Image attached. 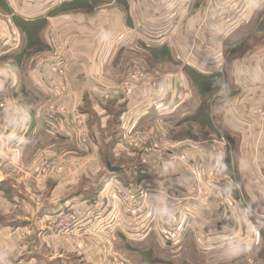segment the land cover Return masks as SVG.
I'll list each match as a JSON object with an SVG mask.
<instances>
[{"label":"rangeland","instance_id":"obj_1","mask_svg":"<svg viewBox=\"0 0 264 264\" xmlns=\"http://www.w3.org/2000/svg\"><path fill=\"white\" fill-rule=\"evenodd\" d=\"M9 1L0 0V27L2 26L0 34L10 37L18 51L14 58L9 56L5 63H0V73L3 74L0 76V145L3 150L0 159V184L7 187H3L4 191L8 192L7 194L11 195V198L19 204L10 205V209H6L9 210L8 212H12L9 221L11 223L8 229L10 230L9 236L15 237L8 239L7 242H4L5 244L0 243V264H111L114 259L122 264H255V260L261 264L264 261V239L261 237L257 246L253 233L256 231L254 218L264 216V209L259 207L261 203L264 204L263 169L261 168L263 175L259 174L261 182L257 183L256 187L258 194L246 191V195L239 182L236 183L229 179L226 180L227 186L232 185V189L230 187H226L224 190L215 188L219 181V176L215 175L218 173L217 169L210 170L214 177H206V181L208 180L210 185L207 188L205 178H202L203 168L194 165L199 161V157L197 156V161L190 159L184 145L187 140L193 142L210 140L209 143L213 147L207 148L206 161L213 155L210 162L212 166L218 164L222 147L237 148L235 149L237 162L241 161L243 169L241 181L247 180L249 188L251 189V186L253 189L255 188V177L251 176L249 167L253 160L252 140L264 138V118H261L264 113V15L261 14L262 16L257 21L259 24L251 32L249 30L243 32V36L248 34L250 36L239 47L233 48L232 42L229 41L226 75L221 76V80L208 79L207 87L205 84L200 85L197 82V77L191 70L176 65L170 59L169 52L164 49L156 51L155 48H152L157 45L155 43L157 29L153 28V30L148 29L147 34L143 32L148 39L145 46H137L139 50H143L142 52L135 51V48L133 51L128 50V53L120 59L118 72L104 70L103 79L106 82L102 80L99 70L96 68L100 61L106 60L107 54L111 57L116 54L121 41L127 36L124 38L118 36L117 41L111 40V37L124 30L122 35L132 33V29L129 27L130 23L126 21L128 7L124 0H113L112 2L102 0V3L94 0L93 3L89 2L88 4L73 2L74 0H46L44 7L47 9L69 3L62 6L61 13L51 17L50 25L52 27L49 26L46 32L44 29L47 22L40 23L39 28L31 32L27 28L28 25L23 24V20L33 18L32 15H26V13H30V10H27L28 3L37 1L19 0L20 13H17L19 11ZM144 1L148 7L157 3V0ZM14 2L16 1L14 0ZM10 11L17 17H14ZM116 11L122 14V22L115 14ZM253 24L255 22L251 23V25ZM68 26L75 27L68 28ZM73 29H76L75 32ZM43 32L54 38L51 40L53 45L49 49L40 40ZM0 42L6 44L5 39ZM81 55L86 56L89 61L76 57H81ZM249 56L259 60L258 65L261 69L260 76L263 86L256 90L246 88L245 91L236 92L229 80V71L231 75L235 60ZM255 60L252 64L245 65V72H252ZM76 64L80 68L78 73H76ZM137 69L151 81L160 84L157 95L155 97L153 95V97L155 103L160 102L157 103V106H160L162 112H167L165 110L168 109L165 100L173 99L172 102H174L179 99L180 93L183 91H186L185 94L188 95V87L193 95L192 98L184 104L185 107H181V112L178 115L174 113L170 117V114L161 112L160 114L167 115L160 117L158 112L157 117L149 116L147 120L137 124L141 117L151 113V108L147 114L141 115V112L133 114L134 122L129 124L132 126H125L123 124L125 114L128 111H134L139 99L138 90L140 88V86L139 88L129 87L125 83L132 72ZM27 73L38 76L39 82L43 84L45 90L50 91L48 94L51 97H42V100L39 97H32L33 106H31L27 100L26 92L21 93L18 90L21 82L23 84L28 80L31 82ZM176 75L180 78L182 76L184 84L181 86L180 79L173 82L172 87L178 91L171 96L167 90L171 85L170 79ZM14 76H16L14 79H16L17 86L11 89L9 79ZM34 82H32V87ZM74 86L81 91V95L82 92L92 93V100L96 102L99 109L105 108L109 115V121L106 124H89V115L83 110V100L72 95V92L77 93L74 91ZM125 88L129 92L123 94ZM112 91L116 92L113 97L110 96ZM116 97L121 102L127 104L129 102L130 107L125 114L122 112L118 115L120 110L112 102ZM239 103L243 108H241V116L237 119L246 123L243 126L250 125L255 129L252 137L250 136L249 144L247 146L243 144V157L240 141L232 138L236 134H227L222 130L217 131L219 115L224 111L230 112ZM35 105V112L32 113ZM245 109L247 111H244ZM248 109L252 112L249 113ZM186 111L191 115L188 113L180 117ZM47 113L49 114L45 119ZM38 115L41 124L45 123L43 133H31L33 130L32 121ZM186 117L190 119H186ZM116 122L118 123L116 124ZM256 125L257 127H255ZM30 133L28 143L22 144L15 141L19 137L25 140ZM219 133L222 136H219ZM230 135L232 136L229 138L234 140H227L226 137ZM83 138L87 143H82ZM258 146H260L261 154L255 155L253 161H261V165H258L260 167L264 165V142L259 141ZM167 150L186 154L191 169L200 170L201 180L199 182L203 189L201 195L205 199L208 198L205 200L208 210L206 212L210 217L212 212L210 209L214 207V204L222 202L224 219L220 220L221 222L213 219L210 222H202L198 218L195 221V217H193L195 222L193 226L194 240L190 239L187 241V245L183 243L176 249H169L163 245L159 236L162 245L154 242V246L147 249L146 253H141L139 250L131 251L123 241L128 244L133 243L134 246L144 240H137L140 238L130 240L124 235L126 233L123 230L130 228L132 231L135 224L131 217L122 210L123 202L112 199L111 194L108 193L107 183L112 179L117 180L120 185L125 187L122 184L123 177L110 175L113 171H110L109 167L118 170H125L129 167L139 171L140 168L137 167L143 168L155 158L154 166L156 168H153L152 171L155 174L159 173L166 180L173 181L174 171L181 170V167L180 165L174 169L167 167L169 160ZM229 153L231 154V152ZM232 156L233 160L226 153V164L229 167L232 165L234 168L237 163L234 161L235 155ZM47 163H51L56 168H52L55 172L44 173L48 170ZM183 174L180 182L178 181L183 187L178 189L177 199L180 197H191L192 199L190 195H197L191 192L195 181L192 175L186 171ZM143 182L144 180L133 184L129 183L127 188L130 187L129 189L134 191ZM102 183L103 186L99 189V185ZM247 183L243 184L248 186ZM106 193L115 212H118L119 216H123L116 223L119 224L117 226L120 228V230L118 229L119 234L122 232L125 239L118 236L115 227L111 229L98 228L93 230L92 234H89L88 230L67 233L61 229V222L59 224L58 221L44 219L47 217L44 213L51 209L55 211L48 217L61 210L78 206L80 208L79 217L86 216L91 211L90 207L106 203ZM135 193L140 194L138 190ZM75 198L79 201L70 204ZM252 200L258 207L252 203ZM154 201L153 196H150L148 212L157 216L155 212L157 207ZM66 202L69 203L63 206ZM187 204L186 207L192 213L195 211L205 212L193 200H188ZM166 207L165 204L160 210H164ZM177 212L178 215L181 213ZM69 214L61 216V220H64ZM208 216L205 214L206 219ZM85 226H88V223ZM153 226L155 229L151 230L152 232H144L147 234L145 239L154 234L157 240V224ZM162 227L165 228L163 225L159 226V228ZM70 229L67 227L64 230L70 231ZM128 234L133 238L139 235V233L129 232ZM223 236L229 240H238L244 243L243 247L236 249L237 257L235 259L232 253H218L213 250L216 245L223 246L221 244ZM255 245L254 249H258L257 254L252 252ZM207 248H211V251L205 250ZM208 252L212 253L207 254Z\"/></svg>","mask_w":264,"mask_h":264},{"label":"crops","instance_id":"obj_2","mask_svg":"<svg viewBox=\"0 0 264 264\" xmlns=\"http://www.w3.org/2000/svg\"><path fill=\"white\" fill-rule=\"evenodd\" d=\"M10 1L12 2V5L14 6V8L19 11L17 13H20L21 6L18 3L19 0H15L16 2H14V0H10ZM35 1L37 2H32L30 4L28 3L27 10H30V13H26V15H32L33 18H30L26 21L23 20L24 21L23 24L28 25L27 28H29L30 32L32 30H37L39 28L40 23L47 22V25L44 29V31L46 32L47 28L51 26L50 25L51 17L57 15L58 13H61L60 10L62 9L63 5L69 4V3H64L63 5H59L56 8L52 6L50 7L51 9H47L44 7L46 6L45 5L46 0H35ZM66 1H71V0H66ZM93 1L94 0H74L73 2H81L80 4H88L89 2L93 3ZM96 1H98L99 3L103 2L102 0H96ZM105 1L112 2L113 0H105ZM124 1L126 2V5L128 7V14H126L127 16L126 21L130 23L129 27H131L132 33L130 34L128 33L127 35L126 34L122 35L125 30L121 31L120 33L117 31L118 33H115L116 35H113L111 37V40L117 41L116 39H118V36L121 38H124V36H127L126 38H124L125 40L123 39V41H121V44L118 47V50L116 51V54L113 57L107 54L105 56L106 60L104 62L100 61V63L98 64V68L96 69L99 70V73L103 81H106L105 79H103L104 70L105 69L111 70L114 73L118 72V69H119L118 65L120 67V59L122 58V56H125L128 53V50L133 51L135 48L136 49L135 51H138V52L143 51V50L142 51L139 50L137 46L138 45L145 46V42H147L148 38L144 36L143 32L147 34L148 29H152V28L157 29V34L161 32L166 37V39L162 42V44L154 45V47L152 48H155L156 51L157 49L158 50L164 49L167 52H169L170 57H171L170 59L176 65H179L183 68L191 70L193 74L195 75V77H199V78L203 77V78L212 79L214 77H221L223 75H226L227 61H228V56H229V54H227V47H228V44H230L229 41L232 42L231 44H233V48L236 49L237 47H239L250 36L249 34L243 36V32L247 30L251 32L253 28L257 24H259L257 23V21H259V17L262 15H259L257 10L259 8L264 9V0H182L179 6L169 5L167 4V1L163 0V1H157V3L153 5L152 7H148L145 4L144 0H124ZM10 8H11V4H10ZM10 12L12 13L14 17H17L16 15L13 14L12 11ZM261 12L264 15V10H262ZM115 14L118 15V17L120 18L119 20L122 22V19H121L122 14L118 13V11H116ZM253 22H255V24L251 25V23ZM70 27H75V26H68V28ZM75 30L76 29H73L74 32ZM0 36L3 37V38L0 37V41H2V39H5V42H6V44H0V63H5L9 56L14 58L18 50L16 49V44L13 43L10 37H7L6 35H2V34H0ZM60 38L62 37L60 36ZM60 38L59 40H61ZM88 38H91V37H88ZM40 40H42V42H44L46 44V47L49 49L53 45L51 40H54V38L53 36H50L43 32V36L40 38ZM76 57L79 59L89 61V59L83 55H81V57L80 56H76ZM254 60H255V57L249 56V57H243L241 59H237L234 61L231 75L229 71V80L234 86L233 88L234 91L242 92V91L247 90L246 88H251L252 90H256L260 88L261 86H263V80L260 76L261 69L259 68V65H258L259 60L257 59L255 60L256 61L255 66L253 69H251L252 72L251 71L245 72V69H246L245 65L252 64ZM75 67H76V73H78L80 68L77 64L75 65ZM2 75L3 74L0 73V76ZM15 77L16 76L9 79V82H10L9 86L11 89L17 86L16 79H14ZM27 77L31 80V82L29 80L25 82V84L21 82L18 90L21 93H23V91L26 92L27 100L29 101L31 106H33V102H32L33 99H31L32 97L33 98L39 97L42 100V97L48 98V96H50L48 94V92L50 91L45 90V87H43V84L39 82L38 76H36L35 74L27 73ZM232 78H233V81H232ZM178 79H180L181 81V86L184 84V80L182 76L181 78L178 77L177 75L172 77L170 79L171 85L169 89L167 90V93H169V95L171 96L172 94H175L176 91H178L172 87L173 86L172 83L177 81ZM32 82H34L33 87H32ZM188 90H189L188 95L185 94L186 91L185 92L183 91L182 93H180L181 95L179 96V99H177L179 103L178 106H176L174 110L168 113L170 114V117L174 115V113L178 115L181 112V107H185L184 104L192 98L193 95L191 94V90L189 87H188ZM74 91L77 93L72 92V95H74L77 98H81L84 102L83 110L87 112L89 115L88 117L89 124H106L109 121V115L107 111L105 110V108L101 107L99 109V107L96 105V102L92 100L93 99L92 93L82 92V95H81V91L75 86H74ZM79 91H80V94H79ZM113 95H116L115 91H112V94H110L111 97H113ZM172 100L173 99L164 101L166 103L165 105L168 106V108L172 104ZM112 102L115 104L114 106L116 108H119L120 110L118 111V115L122 114V112H124L125 114V112L129 110V107H130L129 102H128L129 104L128 105L127 103L119 101L117 97L115 101H112ZM35 107L36 105L33 107L32 113L35 112ZM241 108H243V106L242 104L239 103L232 110H230V112L227 113L226 111H224L221 115H219L218 124L222 125L223 127L222 131H224L225 133L227 134L235 133L236 134L234 136H232L233 135L232 134L230 136H227L226 138L227 140H231V141L234 140L232 138H235L237 141H240L239 145H241L242 157H243V151H244L243 144L245 146L249 144L250 136L252 137V135L255 132V129L251 127L250 125L243 126V124H246V123L245 122L242 123L241 121L237 119L239 118V116H241V113H240ZM102 111H104L105 113L103 114ZM244 111H247V109H245ZM248 112L251 113L252 110L248 109ZM157 113L160 117L167 115V114H160L161 111H158V110L156 111L152 109L151 113L148 114L147 116L141 117V119L137 121V124H140L144 120H147V117L149 116L157 117ZM185 114L191 115L190 112L186 111L182 113L180 117H183ZM38 117L39 115L32 121L33 130L31 133H40V134L43 133V130H44L43 125L41 124ZM186 119H190V118L186 117ZM117 123L118 122H116V124ZM255 127H257V125ZM31 133L25 138V140L19 137L15 141L18 143H22V144H25L26 142L28 143V138L30 139ZM219 136H222V135L219 133ZM231 136L232 138H229ZM253 140H252L251 153L253 154L252 158L254 160L255 155L261 154V152H259L260 146H258V144H259V141L263 143L264 138L261 140L256 139L254 140V143H253ZM94 141L98 143L96 139H94ZM209 141L210 140H203V141L199 140L198 142H193V141L187 140L186 145H184L185 150H187V153L190 156V159H192L193 161L195 160L197 161V156L199 157V161L195 162L194 165L197 167L201 166L203 168L204 175L202 172V175H203L202 178H205V183L208 185L207 188H209L210 185H209V182H207L208 180L206 181V177H214L212 176V172H210V170L217 169L218 173H215V175L219 176V181L216 183L217 187L215 186V188L224 190L226 189V187H230V189H232L233 188L232 185L227 186L228 184L226 180L229 179L232 181L234 180L236 183L239 182V184L242 186L241 187L242 190L244 189V193L246 195H247V192L249 191L255 192L258 194L259 192L256 189V187H257V183L261 182V178H259V174L260 173L262 174L261 168L264 171V165L260 167L258 166V165H261V161L254 162L253 160H251L252 164H251V167H249V169L251 170V176L255 177L254 178L255 188L253 189V187L251 186V189H252L251 190L249 188V182L247 183V180L241 181L242 179L241 171H243V169H242L241 161H239V163L237 162L238 159H237V155L235 154V149L237 148L232 149L231 146H229L231 149L230 148L226 149L225 147H222L221 152L219 153L218 164L215 166H212L210 165V162H211V158L213 157V155L210 157V159H207L206 161L207 148L213 147L211 146V143H209ZM229 152H231L232 155H235L234 161L235 163H237V165L234 168H232L233 167L232 165L231 167H229V165L227 166L226 164V160H227L226 153H228L229 158H231L232 156ZM2 154H3L2 145H0V159H1ZM23 160H24V154H23ZM231 160L233 159L231 158ZM154 163H155V158L154 160L150 161L148 165L143 166V168L141 166L137 167V168H140L139 171H136L133 168L127 167L125 170L122 171V175L130 178L129 183L131 184H133L134 182L144 180V184L148 186H152L154 190H158V191L160 190L164 193H167V194L169 193L177 197L178 189H181V187H183V185L178 183V181L180 182L181 176H184L183 174L184 170L181 168V170L178 169L174 171L175 176L174 177L172 176V177L174 178L173 181L175 182V185L167 186V185H164V179L162 178V176H160L159 173L155 174L152 171L153 168H156L154 166ZM213 164H216V163H213ZM244 178L246 179V177ZM182 180L181 182H183ZM244 182H246L248 186H245L243 184ZM12 185L14 184L12 183ZM3 187L5 186H1L0 184V243L7 242L8 239L10 240L11 238L15 237V236L13 237L9 236L10 230L8 229L10 228L9 226H11L9 225L11 224L9 223V221H10L12 212H8L9 210H6V209H10L9 208L10 205L16 206L19 204V202L11 198V195L7 194L8 192L4 191L5 188L7 187L5 188ZM151 196H153V199L155 200L154 203L156 204V207H157L155 209V212L157 213V216L160 212L164 211L165 209L173 208L176 206H178L179 209L184 207V204H181V202H178L175 200L170 201L166 199L163 195L153 193V195ZM78 201L79 199L75 198L73 201L70 202V204H74ZM67 203L69 202H66L63 206L67 205ZM161 203H163L162 206L165 204L167 205V207L164 210H160L162 207ZM252 203L254 204V201ZM159 206L161 207L159 208ZM259 207L264 209V204L261 203V206ZM204 210L205 212L196 211L195 213H193L195 216V221L197 220V218L199 221H202V222L211 221L212 219L211 216L209 217L208 212H206L208 211L207 208L206 209L204 208ZM54 211L55 210L51 209V211H46L48 213L45 212L44 214L48 218V215H51ZM205 214L208 216L207 219L205 217ZM121 217L123 216H120V218ZM254 221L256 222V223L254 222L256 231L255 233H253V235L255 234L254 235L255 240L257 242L256 245L258 246L260 238L262 237V239H264V216L261 218H258V217L254 218ZM194 223L195 222L193 221L191 227L189 228L190 229L189 231H186L180 234V242L177 245L166 246V247L169 249H176L179 246H182V244L186 243L188 240L190 239L194 240V235H193ZM115 229L117 230L116 232L118 236H120L122 239H125L122 235L123 234L122 232L121 234H119L120 232L118 231V229L120 230V228L115 227ZM154 229L155 228L152 224L149 231L152 232L151 230H154ZM133 230H135V228ZM133 230L130 231V228H128L127 230H123L126 233L124 235L130 240H134L136 238H140V239H137L139 241L145 240L144 242H139L141 243L138 246L139 248H147L149 247L148 246L149 243H151L152 245L154 242L162 245L159 239L158 225H157V240L154 234L150 235V237L145 239L144 237L147 234L141 233V232L135 238L130 237L128 232L133 233L134 232ZM221 240H223V242L221 243L223 246L216 245V248H214L213 250L217 251L218 253H226V254L232 253L234 254L233 256L234 259L235 257H237L236 249L238 247L244 246V243L238 240H229L228 238L224 236L221 238ZM256 245L253 246L252 248L253 251L251 250L252 252H255V254L258 253V249H254L256 248ZM153 246L154 244L152 245V247ZM210 249L211 248H208L207 250H210ZM210 253L212 252H208L207 254H210ZM254 263L258 264L256 260ZM261 264H264V261H262Z\"/></svg>","mask_w":264,"mask_h":264},{"label":"built area","instance_id":"obj_3","mask_svg":"<svg viewBox=\"0 0 264 264\" xmlns=\"http://www.w3.org/2000/svg\"><path fill=\"white\" fill-rule=\"evenodd\" d=\"M157 1H163V0H157ZM165 1H167V4L172 6H179L180 3L182 2V0H165ZM165 39H166L165 35H163V33L160 32L159 34H157L155 43H157V45H160ZM125 85L136 88H139L140 86L138 90L139 99L134 107L135 108L134 111L133 112L128 111L125 114V119L123 123L125 126H132L129 124L134 122L133 114L135 113L138 114L141 112V115L147 114V112L151 108L161 111L160 106H157L154 99V97L158 93L160 86V84H157L156 81H151L144 73L140 72V70L137 69L132 72ZM127 92H129V90L125 88L122 93L126 94ZM178 104H179L178 100H175L166 110L167 112H162V111L161 112L169 113L172 110H174L176 106H178ZM49 113H47L45 119L47 118ZM261 118H264V113L262 114ZM42 125L43 127H45V123ZM82 141L83 144L87 143L85 138H83ZM167 156L169 158L167 163L168 168L174 169L177 165H180V167L184 171L192 175L195 184L191 188V192L197 194V195L195 194L190 195L192 196V199L191 197H180L179 199H177V197L173 196L172 194L169 193L167 194L160 190L159 191L154 190L152 186H148L144 184V182L141 183V186H139L134 191L129 189L130 187L129 188L123 187L117 182V180L112 179L107 184H108V193L111 194L112 199L114 200L118 199L123 202L122 210L126 213V215H129L131 217L132 222L135 224V226L133 227V229L135 228V230H133L134 231L133 233L148 232L152 224L153 225L157 224L158 228L160 225H163L165 226V228L163 227L159 228V236L161 242L165 246L167 245L175 246L180 242V234L188 231L191 224L193 223V217H195L194 214L191 211H189V209L186 207L188 205L187 201L193 200L197 203L198 206H200L201 209L204 208L206 209L207 206L205 200H207L208 198L205 199L201 195L203 189L199 182L201 180L199 176L200 170L196 168L195 170L191 169L188 156H186V154L183 153L178 154L177 152H173L172 150L170 151L167 150ZM47 167L48 170L47 172L44 173L49 174L51 172H55L54 169L56 168H54L51 163H47ZM136 190H138L140 194H136L135 193ZM153 193L163 195L166 199L170 201L175 200L181 202V204H184V207L182 206L183 208L180 209L178 206L173 208H168L160 212L159 216H154L152 212L150 213L148 212L150 206L149 197L153 195ZM105 196H106L105 197L106 203L99 204L94 207H90L89 209L91 211L86 216L82 215L79 217L80 208L78 206V207L70 208L68 210H61L59 213L54 214L49 219L58 221V223L61 222V224L59 223L61 229L67 233L79 232L81 230H85V231L88 230L90 232L89 234H92V231L97 230L98 228L111 229L117 227L119 226V224L116 222L118 220L120 221L121 218L118 215V212H115L114 206L112 205L111 200L109 199L107 193L105 194ZM223 207H224L223 203L219 202L218 204L217 203L214 204V207L210 209L212 210L211 216L213 220L217 222H221L220 220L224 219ZM177 211H180L181 213L178 215ZM67 213L70 214L64 220H61V218ZM87 223L88 226H85V224ZM67 227L71 228L70 231L64 230ZM137 230L140 232H138ZM111 264H122V263H119L117 262L116 259H114Z\"/></svg>","mask_w":264,"mask_h":264},{"label":"trees","instance_id":"obj_4","mask_svg":"<svg viewBox=\"0 0 264 264\" xmlns=\"http://www.w3.org/2000/svg\"><path fill=\"white\" fill-rule=\"evenodd\" d=\"M262 10H264V9H258L257 10V12L259 13V15H261V14H263L261 11ZM36 31V30H35ZM219 78H220V80H221V77H214V78H212L213 80L215 79V80H219ZM208 79L209 78H203V77H201V78H199V77H197V82L201 85V84H205V86L207 87L208 86V83H207V81H208ZM203 82V83H202ZM197 112V111H196ZM223 129V127H222V125L221 124H217V131H219V130H222ZM112 166V165H111ZM112 167H114V166H112ZM122 171H123V169L122 170H118V171H113L112 173H110V175H112V176H120V177H123V182H122V184L125 186V187H127L128 186V184H129V181H130V178H128L127 176H124V175H122ZM164 179V178H163ZM164 185H167V186H173V185H175V182L174 181H171V180H166V179H164ZM102 186H103V183L102 184H100L99 185V189H101L102 188ZM145 241V240H144ZM124 242V245L129 249V250H131V251H133V250H139V251H141V253L143 252V253H146L145 251L147 250V249H150V248H152V245H151V243H149L148 244V246L149 247H147V248H139L138 246L141 244V243H137V245L135 244L134 246H133V243H129L128 244V242H126V241H123ZM150 242V241H149ZM146 243H148V242H146ZM144 244V243H143ZM184 245H187V242L186 243H184ZM137 246V247H136Z\"/></svg>","mask_w":264,"mask_h":264},{"label":"water","instance_id":"obj_5","mask_svg":"<svg viewBox=\"0 0 264 264\" xmlns=\"http://www.w3.org/2000/svg\"><path fill=\"white\" fill-rule=\"evenodd\" d=\"M110 171H118V169H114V168H111L109 167Z\"/></svg>","mask_w":264,"mask_h":264},{"label":"bare ground","instance_id":"obj_6","mask_svg":"<svg viewBox=\"0 0 264 264\" xmlns=\"http://www.w3.org/2000/svg\"><path fill=\"white\" fill-rule=\"evenodd\" d=\"M48 218H49V217H48ZM48 218H47V217H45V219H46V220H48Z\"/></svg>","mask_w":264,"mask_h":264}]
</instances>
